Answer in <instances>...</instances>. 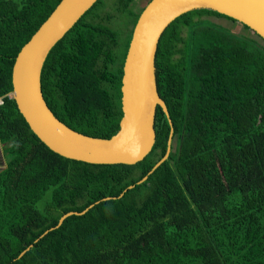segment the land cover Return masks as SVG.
Segmentation results:
<instances>
[{"label": "trees", "instance_id": "1", "mask_svg": "<svg viewBox=\"0 0 264 264\" xmlns=\"http://www.w3.org/2000/svg\"><path fill=\"white\" fill-rule=\"evenodd\" d=\"M61 1L0 0V143L14 153L0 169V264H264V39L215 10L179 17L156 55L170 119L158 107L152 152L136 165H94L52 151L11 97L19 53ZM106 1L58 42L42 71L55 115L101 139L121 128L125 59L145 9L134 13L121 55L122 32L109 24L135 0H117L102 17ZM172 129L171 154L150 174Z\"/></svg>", "mask_w": 264, "mask_h": 264}, {"label": "water", "instance_id": "2", "mask_svg": "<svg viewBox=\"0 0 264 264\" xmlns=\"http://www.w3.org/2000/svg\"><path fill=\"white\" fill-rule=\"evenodd\" d=\"M98 1L62 0L22 48L13 69L11 96L30 128L52 151L71 160L94 165H136L152 152L157 140L158 107L170 119L158 91L156 55L163 34L182 15L201 8L215 10L241 22L264 39V0H152L137 22L125 59L121 128L110 139L96 138L72 129L55 115L44 97L42 71L52 49ZM173 137L172 129L167 154L150 174L169 158ZM147 179L148 176L140 183ZM93 206L84 212L66 214L58 226L72 215L85 214Z\"/></svg>", "mask_w": 264, "mask_h": 264}, {"label": "rangeland", "instance_id": "3", "mask_svg": "<svg viewBox=\"0 0 264 264\" xmlns=\"http://www.w3.org/2000/svg\"><path fill=\"white\" fill-rule=\"evenodd\" d=\"M151 0H135L132 4L130 11V14L127 13L126 15L120 16L119 20H113L109 25L117 30H121L122 37L119 39V49L118 51L123 55L125 52V46L127 44V41L129 40V31L132 30L135 22L134 13L140 14L143 9L147 6V4ZM117 0H107L105 5L101 8L99 11V14L104 17L108 14H113L115 10ZM214 22L222 24L228 28H233L234 30L239 31L243 36H253L254 34L243 28L238 23L231 22L229 20L223 19V18H210ZM264 44V42H263ZM3 105V101L0 99V106ZM157 141V140H156ZM11 143L2 144L0 143V169L6 167L7 162L13 157L14 153L10 150ZM44 204L40 205V208H43ZM23 256V255H22ZM20 256V257H22Z\"/></svg>", "mask_w": 264, "mask_h": 264}, {"label": "bare ground", "instance_id": "4", "mask_svg": "<svg viewBox=\"0 0 264 264\" xmlns=\"http://www.w3.org/2000/svg\"><path fill=\"white\" fill-rule=\"evenodd\" d=\"M151 1H152V0H151ZM151 1H150V2H151ZM150 2H149V3H150ZM149 3H148V4H149ZM148 4H147V5H148ZM146 7H147V6H146ZM146 7H145V8H146ZM144 10H145V9H144ZM142 13H143V12H142ZM140 16H141V15H140ZM139 18H140V17H139ZM240 23H241V22H240ZM243 25H244V24H243ZM135 27H136V26H135ZM11 97H12V96H11Z\"/></svg>", "mask_w": 264, "mask_h": 264}]
</instances>
